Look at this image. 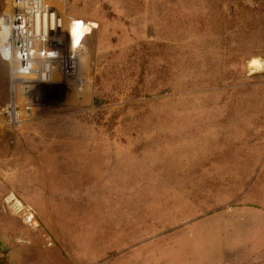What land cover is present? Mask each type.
Wrapping results in <instances>:
<instances>
[{
  "label": "rangeland",
  "instance_id": "374dc122",
  "mask_svg": "<svg viewBox=\"0 0 264 264\" xmlns=\"http://www.w3.org/2000/svg\"><path fill=\"white\" fill-rule=\"evenodd\" d=\"M12 1L0 0V16ZM42 4L64 24L44 27L48 49L68 56V23L82 21L86 37L72 74L60 64L51 80L26 83L31 108L17 121L2 112L0 55V142L14 146L53 239L12 214L32 264H160L188 254L173 233L204 216L220 215L219 242L262 220L264 0Z\"/></svg>",
  "mask_w": 264,
  "mask_h": 264
},
{
  "label": "crops",
  "instance_id": "0c3cea01",
  "mask_svg": "<svg viewBox=\"0 0 264 264\" xmlns=\"http://www.w3.org/2000/svg\"><path fill=\"white\" fill-rule=\"evenodd\" d=\"M1 135V133H0ZM4 140L3 138H1ZM2 142V141H1ZM0 142V264H32L28 258L30 248L26 242L18 241L26 239V233L16 229V220L5 205L8 194L19 198L25 204H33L42 216V206L35 197L25 190V170L14 167L16 151L10 142ZM14 142V141H13ZM12 142V143H13ZM16 168V169H15ZM22 169V171L20 170ZM17 174V175H16ZM14 192L16 194H14ZM39 199L42 197L39 196ZM44 198L46 196L44 195ZM16 202L19 200L15 199ZM31 206V205H30ZM34 208V207H33ZM35 210V209H34ZM36 212V210H35ZM36 216L45 230L42 217ZM261 221L241 222L240 233L234 241L219 242L217 233L221 227L211 219L219 216L207 215L200 218L173 235L177 240L187 241L190 249L182 258L168 256L166 260L160 259V264H264V214H260ZM208 220V221H207ZM179 238V239H178ZM186 250V249H185ZM38 261V260H37ZM142 264V261H135Z\"/></svg>",
  "mask_w": 264,
  "mask_h": 264
},
{
  "label": "built area",
  "instance_id": "2783aa9c",
  "mask_svg": "<svg viewBox=\"0 0 264 264\" xmlns=\"http://www.w3.org/2000/svg\"><path fill=\"white\" fill-rule=\"evenodd\" d=\"M42 1L43 0H14L11 8H9V11L1 14L0 17H6V21H8V23L11 21V25H9V32H11L9 38L10 41L14 39L15 35L17 34H24L26 32L29 33L31 30L33 31L34 24L30 25L28 23L30 22V20H33V17L35 16V14H37V12H35V9L40 8L41 11V8H43ZM48 8L50 9V7ZM50 11H53L56 16V25L53 24V29L50 30V33H52L58 29H61L64 24L61 16H59L54 10L50 9ZM65 30L67 35V27L65 28ZM68 40L69 39L67 37V42L71 51L69 52L68 56H63L60 53L59 49L56 47L57 45H54L50 48L52 53L50 54V56H48V54H43V51H35L33 50L31 45L25 46V44H22L20 42H15V44H17V56L14 57L13 62H10L8 58H5L0 51L1 57L6 60L9 65L10 85L13 82L12 88H9L8 101L6 105L2 108V112L6 115V117H9L11 120L17 121V118L24 119L29 114L31 107L27 102H25V100L23 101L21 97L23 98V96L25 97L27 94L26 92L28 90V87L23 82L31 80L28 77V72L35 67L34 63H36L37 61V54L39 58L46 56V58L43 60L38 59L39 61L36 63V67H39L37 70V82H46L51 80L53 70H55L56 67L60 64H63V68L66 73L72 74V72L75 71L76 61L73 52L79 49V47L82 45L83 40L75 48H72L70 46ZM12 43L13 40L9 44L11 45V47ZM21 67L23 68V70H21ZM78 83L81 84L80 79ZM22 84H25L26 86L24 87L22 86ZM22 88H24L25 90H22V92H20ZM11 195L12 194H8L5 199V205L7 209L12 214H16L21 219L22 223L28 226L30 230H36L41 228L43 230L41 235L44 238L45 244L47 246L52 245L53 239L51 237V234L41 227V224L36 216L34 208L28 204L23 203L19 198L15 197L14 195L13 197H10ZM15 199L19 200L21 204L18 205ZM18 241L27 242V239H19Z\"/></svg>",
  "mask_w": 264,
  "mask_h": 264
},
{
  "label": "bare ground",
  "instance_id": "6f19581e",
  "mask_svg": "<svg viewBox=\"0 0 264 264\" xmlns=\"http://www.w3.org/2000/svg\"><path fill=\"white\" fill-rule=\"evenodd\" d=\"M14 1V0H13ZM13 1L11 2V6L13 4ZM43 5V4H42ZM35 12H37V14H35V16L33 17V20H30V22L28 24L32 25L34 24V29L33 31L31 30L29 33H21V34H17L15 35L12 43V47L10 44L9 38L11 35V32H9V25H11V21L8 23V21H6V17L2 18L0 17V25H1V29H0V51L1 54L5 57L8 58L10 60V62H13L14 57L17 56V44H15V42H20L22 44H25V46L31 45L33 50L35 51H43V54H48V56H50V54L52 53V51L50 49H48L45 45L47 43V33L44 30V27L47 26L49 30L53 29V24L56 25V16L55 13H53V11H49L47 10L44 6L43 8L35 9ZM69 24V23H68ZM67 24V35L69 37L70 41H75L76 39H79L80 41L83 39L80 34H78V32L82 29L83 27V22L82 21H78V23H76L73 26H70V28L68 27ZM95 24H92L91 28H94ZM90 28V30H91ZM91 33V32H90ZM78 35V36H77ZM46 37V39H45ZM26 41V42H25ZM30 42V43H28ZM37 57V61L39 60H43L46 58L45 57H41L39 58L38 54L36 55ZM39 59V60H38ZM36 63H34V68H32L28 74H29V78L31 80H28L26 82L23 83H27V82H31V81H38L37 78V70L39 67H36ZM251 65L253 67H257L260 70L263 68V65L261 64V62L254 58L251 60ZM21 70H23V68L21 67ZM32 75H36V78H33ZM25 84H22V86L25 87ZM10 89L13 86V82L10 85ZM18 205H20V202H17Z\"/></svg>",
  "mask_w": 264,
  "mask_h": 264
}]
</instances>
